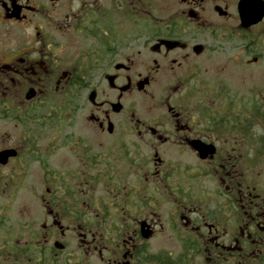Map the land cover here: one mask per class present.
<instances>
[{"label":"flooded vegetation","instance_id":"1","mask_svg":"<svg viewBox=\"0 0 264 264\" xmlns=\"http://www.w3.org/2000/svg\"><path fill=\"white\" fill-rule=\"evenodd\" d=\"M0 264H264V0H0Z\"/></svg>","mask_w":264,"mask_h":264},{"label":"rangeland","instance_id":"2","mask_svg":"<svg viewBox=\"0 0 264 264\" xmlns=\"http://www.w3.org/2000/svg\"><path fill=\"white\" fill-rule=\"evenodd\" d=\"M159 3L158 1L155 2V4Z\"/></svg>","mask_w":264,"mask_h":264}]
</instances>
